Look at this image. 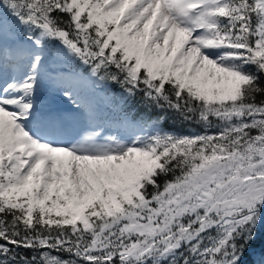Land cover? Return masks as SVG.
Returning a JSON list of instances; mask_svg holds the SVG:
<instances>
[{
    "label": "snow or ice",
    "instance_id": "6c2138e0",
    "mask_svg": "<svg viewBox=\"0 0 264 264\" xmlns=\"http://www.w3.org/2000/svg\"><path fill=\"white\" fill-rule=\"evenodd\" d=\"M0 264H264V0H0Z\"/></svg>",
    "mask_w": 264,
    "mask_h": 264
}]
</instances>
